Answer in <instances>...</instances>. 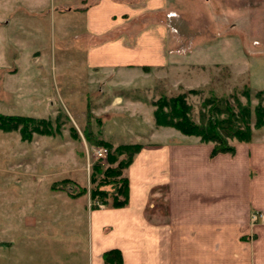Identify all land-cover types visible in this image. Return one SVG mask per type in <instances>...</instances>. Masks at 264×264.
I'll list each match as a JSON object with an SVG mask.
<instances>
[{"label": "rangeland", "instance_id": "rangeland-1", "mask_svg": "<svg viewBox=\"0 0 264 264\" xmlns=\"http://www.w3.org/2000/svg\"><path fill=\"white\" fill-rule=\"evenodd\" d=\"M169 2L173 9L168 11L170 20H166L170 35L167 41L177 56L173 65L160 69L143 66L138 71L112 73L93 72L82 64L66 68V62H58L61 48L52 36L49 19L41 24L43 36L40 45L34 47L47 50L48 54L55 49V67L38 63L33 64L36 67L30 64L17 68L13 60L16 47L0 37V111L49 116L61 124L53 134L33 132L27 139L17 129H0V264H86V212L92 207L112 206L110 194L106 203L90 197V188L97 183L90 181L91 173L97 164L105 168L117 163L108 162L109 152L96 155L95 146L104 145L97 142L101 138L97 136L99 128L101 134L114 138L110 151L119 142L143 140L152 126L167 129L157 135L160 140L198 141L212 146V142L196 135L156 124L152 101L162 94L170 96L184 90L190 115L196 120L199 112L206 109L203 99L211 95L245 103L247 92L250 103L257 102L255 90L264 88V0ZM224 39L231 48L227 61L221 50L207 52L198 48L199 44H218ZM119 85L129 86L130 102L123 101L125 93L120 91L119 95H111L114 102L108 106V101L103 100ZM138 99L144 100L143 104L132 102ZM119 112L127 116H118ZM254 132L248 146H255L262 156L264 125ZM237 142L240 141L228 139L234 150ZM125 154L121 153L118 159ZM128 165L121 175L127 177ZM61 179H70L73 183L65 184L72 187L64 184L53 189L52 183ZM259 182L261 185H256L262 187L264 194V177ZM101 187L114 192L111 183ZM68 188L73 192L86 190L71 196ZM154 195L162 203L167 197L165 187ZM149 202L154 203L152 199ZM249 212V226L264 222V208H251ZM247 232L249 238H254L252 228Z\"/></svg>", "mask_w": 264, "mask_h": 264}, {"label": "crops", "instance_id": "crops-1", "mask_svg": "<svg viewBox=\"0 0 264 264\" xmlns=\"http://www.w3.org/2000/svg\"><path fill=\"white\" fill-rule=\"evenodd\" d=\"M170 9L169 0H0V37L16 47L17 68L55 67L62 56L58 62H66V68L82 64L93 72L160 69L173 65L177 56L167 41ZM47 19L61 48L58 56L55 49L48 54L34 47ZM237 45L241 51L239 40ZM229 47L224 39L198 48L221 50L226 60ZM119 86L103 102L111 105V95L123 91L129 103L132 91ZM151 128L143 140L132 141L142 145L126 168L127 203L86 212V264H104L109 248L121 250L123 264H263L264 222L249 226V211L264 208L263 189L256 185L264 177V155L240 141L233 153L209 157L210 143L166 142L157 138L165 127ZM101 130L98 137L114 140ZM164 187L167 197L161 203L154 193ZM251 228L254 238L247 232Z\"/></svg>", "mask_w": 264, "mask_h": 264}, {"label": "trees", "instance_id": "trees-1", "mask_svg": "<svg viewBox=\"0 0 264 264\" xmlns=\"http://www.w3.org/2000/svg\"><path fill=\"white\" fill-rule=\"evenodd\" d=\"M188 92H192L188 90ZM245 103L238 100L235 103L224 98L211 95L203 99L202 109L197 120L190 115V105L186 100V91H179L173 95H160L157 100H153V116L156 124L170 125L185 134H193L203 141L212 142L209 156L217 152L233 153L234 146L228 143V139L238 141H249L255 134L254 131L264 125V88L255 90L257 102L251 104L249 94L245 92ZM219 100V102L217 101ZM60 123H54L51 117L34 116L31 114L2 112L0 111V129L10 130L17 129L23 138H30L33 132L53 134L60 128ZM73 127V126H72ZM74 128V127H73ZM100 130V128L98 129ZM72 132L75 133L72 129ZM77 134V132H76ZM91 134V130L88 131ZM87 134V135H88ZM108 148V162L116 165H108L105 168L95 165L91 173V182L97 181L96 185L90 188V197L98 198L106 203L107 197L111 196L112 206L125 205L128 201V178L121 175L123 167L127 166L132 160L134 153L141 147V143H120L112 149L111 142L100 138L97 141ZM126 153L124 158H119L121 153ZM101 174V176H100ZM119 176V178H117ZM99 179V180H97ZM65 183H73L70 179H61L52 183L53 189H60ZM111 183L114 185V192H109L102 188L103 184ZM67 187H72L70 184ZM64 186V189L66 187ZM69 189V188H68ZM67 189V191H68ZM85 188L77 192L69 189V194L75 196L85 192ZM104 264H123L121 250L119 248H109L103 252Z\"/></svg>", "mask_w": 264, "mask_h": 264}, {"label": "built area", "instance_id": "built-area-1", "mask_svg": "<svg viewBox=\"0 0 264 264\" xmlns=\"http://www.w3.org/2000/svg\"><path fill=\"white\" fill-rule=\"evenodd\" d=\"M95 151L97 156H104L108 152V148L106 145H97L95 146Z\"/></svg>", "mask_w": 264, "mask_h": 264}]
</instances>
